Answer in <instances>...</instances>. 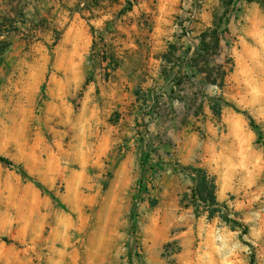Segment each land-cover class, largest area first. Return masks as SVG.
<instances>
[{
	"label": "rangeland",
	"instance_id": "obj_1",
	"mask_svg": "<svg viewBox=\"0 0 264 264\" xmlns=\"http://www.w3.org/2000/svg\"><path fill=\"white\" fill-rule=\"evenodd\" d=\"M137 1L0 0V156L15 165L0 163V264H264V149L235 111H248L264 135V10L256 2L204 0L191 32L206 10L201 35L224 33L210 62L225 67L223 86L205 88V103L172 120L161 146L144 130L136 196L107 198L116 168L95 163V108L85 100L99 57L83 48L91 35L99 45L100 29ZM189 149L197 162L184 166ZM188 167L227 189L217 197L239 227L196 218L185 200L195 181L180 175ZM20 170L43 186L32 199L41 213L27 210L22 188L30 181Z\"/></svg>",
	"mask_w": 264,
	"mask_h": 264
},
{
	"label": "crops",
	"instance_id": "obj_2",
	"mask_svg": "<svg viewBox=\"0 0 264 264\" xmlns=\"http://www.w3.org/2000/svg\"><path fill=\"white\" fill-rule=\"evenodd\" d=\"M190 4L191 0H138L132 10L119 16L114 26L106 27L103 33L100 29L99 45L93 35L84 45V51L92 52L95 41L97 53L104 49L118 61V68L108 74L106 62L98 56V66L92 69V79L85 90V100L94 105L98 127L95 163L100 165L104 161L106 166L116 168L107 192L111 201L137 194L132 187L141 174L136 162L142 149V132L148 131L154 145L161 146L157 140L171 128L172 120L185 118L192 98L200 97L211 86L200 72L203 63L198 58L202 54V32L198 30L203 27L206 10L202 14L203 24L196 27L193 37L182 33ZM202 101L204 104L205 99L200 97L198 102ZM120 151L124 156L118 162ZM225 155V151L218 154L220 162L225 161ZM187 158L189 161L182 164L194 165L196 152L189 149ZM180 175L184 183L194 181L191 172L181 171ZM30 183L22 188L23 200L30 205L28 212L41 213V207L32 202L40 195V189ZM225 190L218 192L220 197L224 198ZM108 231L114 241L122 237L113 226Z\"/></svg>",
	"mask_w": 264,
	"mask_h": 264
},
{
	"label": "trees",
	"instance_id": "obj_3",
	"mask_svg": "<svg viewBox=\"0 0 264 264\" xmlns=\"http://www.w3.org/2000/svg\"><path fill=\"white\" fill-rule=\"evenodd\" d=\"M231 1H235V0H231ZM237 1H242V0H237ZM248 2L258 3L264 10V0H248ZM201 38H202V45L200 47V50L202 54H200L198 58L203 63V66H201L200 72L205 74V79L207 84L221 87L223 86V82L226 76L228 75V73L223 65H217L215 67H211L210 62L212 61L211 59L212 55L218 54V51L220 49V42L221 40H225V35L224 33L220 32V27H217L215 30L211 31L210 35L207 33L202 34ZM95 48H96V42L94 41L93 49H92V55L94 56L97 53L95 51ZM104 58L106 59V57ZM109 59L110 62H115V64L118 65L117 60H114L111 57H109ZM197 100L198 98L197 99L195 98V100H191L188 108L189 112H191V110L194 108L196 104L199 106L203 105V101L200 104H198ZM210 107L214 115L216 117H220L222 112V105L221 103L218 102L216 98H212L210 100ZM235 111L246 117V119L249 121L251 128L258 136L257 144L264 149V135L261 131L260 126L256 123L254 118L250 115L248 111H242L240 109H235ZM0 163L9 166L10 168L15 167L14 163L11 160L3 156H0ZM183 170L189 171L194 175L193 178L195 181V187L192 190V195L187 196L185 200L186 201L191 200L190 204L191 206L194 207L196 218H200L202 214H207L209 220H213L214 218L219 217L224 223L229 225L233 224L234 226L239 227L240 223L231 219V217L225 213L224 210L226 209V205L221 204L218 201L217 194L219 189L215 176L211 175L206 169L199 167H188V168H184ZM18 173L23 178L28 179L30 182L34 183L38 188L43 189V186L36 179L30 177L26 171L20 170L18 171Z\"/></svg>",
	"mask_w": 264,
	"mask_h": 264
},
{
	"label": "built area",
	"instance_id": "obj_4",
	"mask_svg": "<svg viewBox=\"0 0 264 264\" xmlns=\"http://www.w3.org/2000/svg\"><path fill=\"white\" fill-rule=\"evenodd\" d=\"M203 4H204V0H196L195 3L193 4L192 9L190 13L188 14V18L182 28V33L186 37H189V38L192 37L191 30H192L193 25L198 20ZM97 54L103 62H106L108 74L114 72L118 68V65H116L115 62H110V59L108 57L106 50L100 49ZM104 57H106V59Z\"/></svg>",
	"mask_w": 264,
	"mask_h": 264
}]
</instances>
